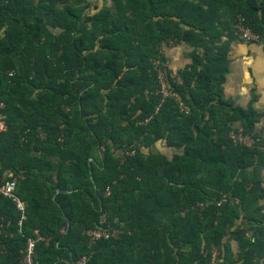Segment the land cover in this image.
Wrapping results in <instances>:
<instances>
[{
  "label": "trees",
  "instance_id": "16d2710c",
  "mask_svg": "<svg viewBox=\"0 0 264 264\" xmlns=\"http://www.w3.org/2000/svg\"><path fill=\"white\" fill-rule=\"evenodd\" d=\"M238 23L264 40V0H0V167L26 205L19 232L0 196V264L35 230L36 264H264V112L223 97Z\"/></svg>",
  "mask_w": 264,
  "mask_h": 264
},
{
  "label": "crops",
  "instance_id": "0c3cea01",
  "mask_svg": "<svg viewBox=\"0 0 264 264\" xmlns=\"http://www.w3.org/2000/svg\"><path fill=\"white\" fill-rule=\"evenodd\" d=\"M104 4L111 5L109 1ZM91 11L92 13L95 11L93 7ZM228 58L229 71L223 84L224 99L232 101L234 106L245 109L254 95L253 109L264 112V45L235 40L230 44ZM0 123L5 127L0 132H4L6 126L3 120H0ZM261 175L264 184V170ZM260 203L264 205V200ZM231 248L236 256L238 254L236 242L231 243Z\"/></svg>",
  "mask_w": 264,
  "mask_h": 264
},
{
  "label": "built area",
  "instance_id": "2783aa9c",
  "mask_svg": "<svg viewBox=\"0 0 264 264\" xmlns=\"http://www.w3.org/2000/svg\"><path fill=\"white\" fill-rule=\"evenodd\" d=\"M235 35L239 41H242L244 43H262L264 45V40L259 37L258 35L254 34L249 29L242 26L241 23H238L236 26ZM2 105L0 104V107ZM4 125L0 123V131L4 130ZM236 143L244 144V145H251L253 143L252 139L249 137H241L238 135L237 137H232ZM251 140L250 144H246L245 140ZM261 150L264 152V146L261 148ZM133 153H127V155H130ZM18 186V179L14 177L12 174L4 172H1L0 167V196L11 200L15 206V209L20 213V218L17 222V226L19 229V232L21 231V227L23 224V221L26 219V205L25 203L16 195V190ZM108 192V190H107ZM108 194V193H107ZM104 223V219L101 220L100 224ZM9 223H7L5 226H8ZM4 228V224L0 223V233ZM88 238L91 242H95L97 240L101 239H110L115 237L118 234V231L114 228H103L97 227L96 229L89 230L87 233ZM44 238L39 234L37 230L34 231L33 237H30L26 241V245L24 250L22 251V259L20 264H36L35 256H36V244L40 241H43ZM85 258L82 259L81 262H84Z\"/></svg>",
  "mask_w": 264,
  "mask_h": 264
},
{
  "label": "rangeland",
  "instance_id": "374dc122",
  "mask_svg": "<svg viewBox=\"0 0 264 264\" xmlns=\"http://www.w3.org/2000/svg\"><path fill=\"white\" fill-rule=\"evenodd\" d=\"M106 6H109V4H106ZM192 51V48H190L187 44L185 43H180L178 45L175 46H171V45H166L164 44L161 48V52L163 54V56L165 57L166 61H165V67L167 69H169L172 73V76L174 78H178V71L180 69L185 68L187 65H189L191 63V58H190V53ZM161 73H164V71H160ZM162 76V74H160ZM164 88L166 87V84L164 83ZM0 120L1 117H0ZM232 127L234 130H237L236 132L233 131L230 133L231 137H237L240 134L241 128L237 123H233ZM40 136L43 137L44 136V131L43 129L40 130ZM246 144H250L251 140H245ZM158 149H161L162 151H164V153L166 152L168 155H171L173 152L172 150H167L164 147L159 146ZM246 181H249V177H246Z\"/></svg>",
  "mask_w": 264,
  "mask_h": 264
}]
</instances>
